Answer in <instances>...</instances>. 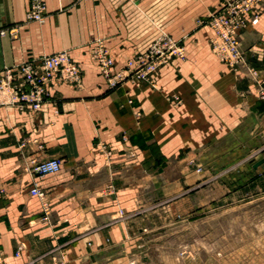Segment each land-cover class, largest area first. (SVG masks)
Listing matches in <instances>:
<instances>
[{
    "label": "crops",
    "instance_id": "crops-1",
    "mask_svg": "<svg viewBox=\"0 0 264 264\" xmlns=\"http://www.w3.org/2000/svg\"><path fill=\"white\" fill-rule=\"evenodd\" d=\"M221 1L46 0L41 24L25 22L29 0H0V29L20 25L16 36L0 34V71L62 50L82 71L79 84L55 79L38 111L0 108L5 264H115L136 249L152 212L196 218L264 192V163L254 167L264 159V100L245 70L220 61L211 27L197 22ZM256 13L240 41L264 78V5ZM164 31L185 57L159 66L154 85L134 77L110 89L100 40L116 74ZM52 157L62 162L56 174L25 169ZM34 185L47 193V218Z\"/></svg>",
    "mask_w": 264,
    "mask_h": 264
},
{
    "label": "built area",
    "instance_id": "built-area-1",
    "mask_svg": "<svg viewBox=\"0 0 264 264\" xmlns=\"http://www.w3.org/2000/svg\"><path fill=\"white\" fill-rule=\"evenodd\" d=\"M264 0H222L218 10L210 12L206 18L198 19L199 25L207 24L213 35L211 44L214 53L220 61L233 70L243 69L254 82L257 95L264 100V78L259 70L249 63L241 47L240 36L250 23L259 20L256 13ZM48 17L46 0H29V8L25 22L44 23ZM20 25L13 24L0 29V34L16 36ZM185 57L184 45L169 35L159 37L145 52L137 54L127 62V69L116 74L112 73L113 58L100 41L97 57L102 72L108 79L110 89L121 86L129 78H138L154 83L151 74L173 57ZM131 69V70H130ZM82 78L81 68L71 59L66 50L45 54L37 59L25 60L17 65L8 66L0 71V108L18 107L38 111L50 97V87L56 79L59 82L79 84ZM154 85V84H153ZM132 102V100H130ZM31 140L27 137L20 142L21 148H26ZM61 159H32L25 169L38 176L56 174L61 170ZM201 171L199 167L197 169ZM30 193L43 201L45 218L50 213L49 204L45 201L46 191L38 185L30 188ZM25 243H21L16 256L21 254ZM0 264H5L0 256Z\"/></svg>",
    "mask_w": 264,
    "mask_h": 264
},
{
    "label": "rangeland",
    "instance_id": "rangeland-1",
    "mask_svg": "<svg viewBox=\"0 0 264 264\" xmlns=\"http://www.w3.org/2000/svg\"><path fill=\"white\" fill-rule=\"evenodd\" d=\"M163 35L173 37L161 32L150 46ZM195 217L152 212L136 249L115 264H264V192L243 193Z\"/></svg>",
    "mask_w": 264,
    "mask_h": 264
},
{
    "label": "water",
    "instance_id": "water-1",
    "mask_svg": "<svg viewBox=\"0 0 264 264\" xmlns=\"http://www.w3.org/2000/svg\"><path fill=\"white\" fill-rule=\"evenodd\" d=\"M264 163V159H260L257 162H255L254 167L257 168L259 165Z\"/></svg>",
    "mask_w": 264,
    "mask_h": 264
}]
</instances>
